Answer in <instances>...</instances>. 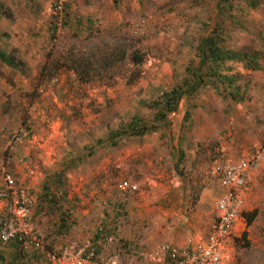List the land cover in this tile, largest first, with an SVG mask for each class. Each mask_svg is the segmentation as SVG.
<instances>
[{"label": "rangeland", "instance_id": "obj_1", "mask_svg": "<svg viewBox=\"0 0 264 264\" xmlns=\"http://www.w3.org/2000/svg\"><path fill=\"white\" fill-rule=\"evenodd\" d=\"M54 1L0 0V48L22 61L0 59V182L6 169L29 189L44 249L18 257L0 241V264H49L47 251L102 226L128 240L154 232L150 246L204 242L223 194L219 168L264 147V0H67L58 32ZM215 34L246 57L218 70L232 84L204 77L165 115L164 94L189 89L198 44ZM114 49L144 60L88 83L62 64ZM134 121L147 131L134 135ZM247 188L220 264H264V161Z\"/></svg>", "mask_w": 264, "mask_h": 264}, {"label": "built area", "instance_id": "obj_2", "mask_svg": "<svg viewBox=\"0 0 264 264\" xmlns=\"http://www.w3.org/2000/svg\"><path fill=\"white\" fill-rule=\"evenodd\" d=\"M67 0H55L48 11L55 16L54 32L63 26ZM22 133L12 136L21 140ZM264 161V147L219 168V186L223 194L215 203V219L207 238L191 249L168 243L150 246L144 237L126 240L100 227L89 239L71 241L57 254L46 252L49 264H220L222 250L235 229L244 206L249 172ZM218 170V168H216ZM0 182V241H19L22 250L43 251L41 234L31 222L32 196L14 173L3 169ZM111 248L107 252L106 249Z\"/></svg>", "mask_w": 264, "mask_h": 264}, {"label": "trees", "instance_id": "obj_3", "mask_svg": "<svg viewBox=\"0 0 264 264\" xmlns=\"http://www.w3.org/2000/svg\"><path fill=\"white\" fill-rule=\"evenodd\" d=\"M218 40L217 34L214 36H206L200 40L197 47L199 62L198 66L193 72L194 81L192 84H190L189 89H184L182 86L180 89H173L169 93L164 94L162 108L165 110V115L168 112H174L180 99L184 96V94H187V90L194 92L197 87L200 86V82H203L202 80L204 77H209L210 79L212 78L213 82L228 80L230 85L232 84V76L228 77L226 75L219 74L218 70L227 61L243 62L246 57L236 52L224 50L222 47H220ZM126 58H129V60L134 65H140L144 60L143 55L139 54L137 51L128 53L126 49H114L107 55L93 58L94 61L81 56H70L66 59L63 58L62 64L68 65V68L76 74L78 80L81 83H88L92 81L93 78L101 76L102 71L113 67L115 64L124 61ZM0 59L12 66H15L19 62L22 63V61L15 62L17 61L15 56L12 54H7L1 48ZM205 66L206 71L203 73L202 68ZM159 118L164 119L165 117ZM159 118H156L157 122L158 120H161ZM153 128H155V125L151 126V129ZM130 131L133 132L134 135H142L147 131V128L142 126L140 127L139 123L134 121L132 122ZM119 134L120 133L112 134L111 144H116L115 139L119 138ZM255 216L256 214L254 212L245 214L247 226L253 222ZM245 237L246 234L244 233L243 239H245ZM11 243H14L18 252L15 256L19 257L22 256V254H25V251L21 249V245L18 240L12 241Z\"/></svg>", "mask_w": 264, "mask_h": 264}, {"label": "crops", "instance_id": "obj_4", "mask_svg": "<svg viewBox=\"0 0 264 264\" xmlns=\"http://www.w3.org/2000/svg\"><path fill=\"white\" fill-rule=\"evenodd\" d=\"M252 173H253V171H251V172H249V174H248V180H247V185L249 184V182H250V180H251V175H252ZM246 189H247V191H248V188L246 187ZM247 194V193H246ZM246 194H244V195H246ZM243 195V196H244ZM123 239H126V240H128V238H130V236H122V235H120ZM147 238V239H146ZM146 242L147 243H150V242H152L153 241V239L155 238V236H154V232H149V233H147V235H146ZM152 239V240H151ZM189 242V241H188ZM159 244V243H158ZM168 244H171V245H175V246H177V247H182V248H187V249H191L192 248V246L193 247H195L194 245H187L186 243H185V241L184 242H178V241H169L168 242ZM155 245H157V244H155ZM155 245H152V246H155Z\"/></svg>", "mask_w": 264, "mask_h": 264}]
</instances>
